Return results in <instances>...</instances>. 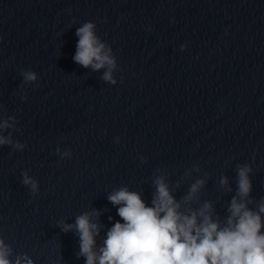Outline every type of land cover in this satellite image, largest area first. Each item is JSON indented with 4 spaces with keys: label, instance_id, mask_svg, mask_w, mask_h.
Instances as JSON below:
<instances>
[{
    "label": "clouds",
    "instance_id": "1",
    "mask_svg": "<svg viewBox=\"0 0 264 264\" xmlns=\"http://www.w3.org/2000/svg\"><path fill=\"white\" fill-rule=\"evenodd\" d=\"M76 36L74 62L93 71L107 68L102 79L115 85L116 58L112 48L96 34V24L84 22L77 28ZM186 47V44L181 45V51ZM21 75L24 84H34L38 80L37 73L31 70H23ZM15 125V116L0 121V146L10 145L23 151L24 143L14 141L10 132L4 135ZM56 151L61 159L72 155L70 150ZM251 172L247 164L238 166L237 192L229 203L224 221L214 218L209 201L198 209L182 210V203L176 200L165 178L158 176L153 181L155 192L151 206L139 192L130 191L126 186L108 195L111 204L118 206L117 214L123 222L116 221L100 245L96 240L102 227L98 222L99 210L83 212L74 224L60 220L57 226L65 233L75 231L78 235L77 258L84 257L85 264H264V198L255 202L249 199ZM22 177V183L30 187L31 194L37 195L38 182L27 172H23ZM204 183L202 179L194 182L182 198L183 203L189 204ZM220 184L227 187V177H222ZM251 203L256 207H249ZM12 252L11 246L0 236V264H34L27 254L18 255L13 261L10 259Z\"/></svg>",
    "mask_w": 264,
    "mask_h": 264
}]
</instances>
